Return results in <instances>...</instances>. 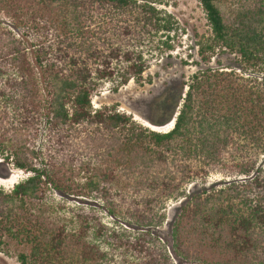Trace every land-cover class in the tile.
Returning <instances> with one entry per match:
<instances>
[{
	"label": "trees",
	"instance_id": "obj_1",
	"mask_svg": "<svg viewBox=\"0 0 264 264\" xmlns=\"http://www.w3.org/2000/svg\"><path fill=\"white\" fill-rule=\"evenodd\" d=\"M197 1L212 34L201 54L228 52L241 72L193 75L160 133L91 97L142 85L144 41L169 49L177 29L166 0H0V161L29 174L0 189V247L16 246L18 264H264V0ZM210 172L245 179L184 193ZM49 191L98 202L115 226L78 207L66 233L44 217ZM172 197L177 263L153 232Z\"/></svg>",
	"mask_w": 264,
	"mask_h": 264
},
{
	"label": "rangeland",
	"instance_id": "obj_2",
	"mask_svg": "<svg viewBox=\"0 0 264 264\" xmlns=\"http://www.w3.org/2000/svg\"><path fill=\"white\" fill-rule=\"evenodd\" d=\"M165 5L159 8L166 11L177 23V29L169 36L170 48L162 44L166 40L164 36L148 37L142 47L147 63L142 85L133 81L125 86H117L116 81L105 82L91 97L93 111L104 107L114 108L120 113L131 116L149 130L166 133L173 127L174 119L187 92L186 83L193 75H201L209 71L241 72L238 58L228 52L215 49L214 51L206 50L201 54L200 49L210 45L212 34L205 13L197 0H166ZM0 19L9 23L3 15H0ZM25 45L31 50L30 42H26ZM29 50L28 57L32 61ZM258 78L262 79L263 75ZM40 134L36 140V147H41L43 141L42 131ZM258 164H264V153L259 155ZM28 176V173L0 161V189L5 193H10L17 183ZM243 179H245L244 176L228 177L225 174L210 172L204 180L188 182L182 189L188 195L212 186L218 189L224 183L241 182ZM78 181L83 183L84 180L78 178ZM50 193L52 192H47V201L42 212L47 222L64 226L66 233L74 234L80 229V225L74 221L71 213L78 207H83L86 211L94 209L104 225L115 226L113 219L106 214L98 202L73 196L62 198ZM182 200L172 197L165 201L162 209L165 221L153 231L160 238V243L165 246L167 253L171 246L170 221L178 213L177 207ZM59 205H63V210L58 209ZM116 227H123V225ZM17 255L18 248L14 245L0 247V264H18ZM170 258L173 263H177L171 255ZM70 261L81 264L75 254Z\"/></svg>",
	"mask_w": 264,
	"mask_h": 264
}]
</instances>
